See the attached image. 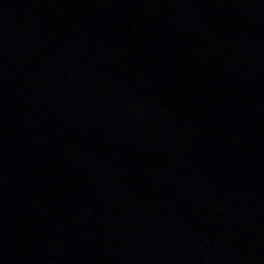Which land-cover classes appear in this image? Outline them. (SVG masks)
<instances>
[{
	"label": "water",
	"instance_id": "water-1",
	"mask_svg": "<svg viewBox=\"0 0 264 264\" xmlns=\"http://www.w3.org/2000/svg\"><path fill=\"white\" fill-rule=\"evenodd\" d=\"M0 264H264V0H0Z\"/></svg>",
	"mask_w": 264,
	"mask_h": 264
}]
</instances>
